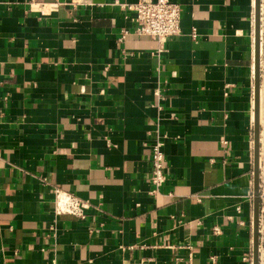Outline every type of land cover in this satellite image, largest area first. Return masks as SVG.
Wrapping results in <instances>:
<instances>
[{"label": "crops", "instance_id": "crops-1", "mask_svg": "<svg viewBox=\"0 0 264 264\" xmlns=\"http://www.w3.org/2000/svg\"><path fill=\"white\" fill-rule=\"evenodd\" d=\"M90 1L0 0V264H254L255 0H174L181 32L163 41ZM56 189L84 216L56 213ZM258 220L264 264L260 202Z\"/></svg>", "mask_w": 264, "mask_h": 264}, {"label": "built area", "instance_id": "built-area-1", "mask_svg": "<svg viewBox=\"0 0 264 264\" xmlns=\"http://www.w3.org/2000/svg\"><path fill=\"white\" fill-rule=\"evenodd\" d=\"M121 7L128 9L133 13L135 27L133 33L140 36H149L158 41H163L168 37L177 36L181 32V8L178 2L174 0H137L135 3L126 4L114 0ZM72 4H91L90 0H71ZM57 4H52L53 9ZM41 9L45 5L40 6ZM128 31L123 30L122 37ZM194 36V33H192ZM160 96L159 92H155ZM150 154V172L149 182L151 184V194H156L159 188L166 180L163 141L160 137H155L149 145ZM259 202L264 203V190L259 189ZM85 201L76 195L55 190L54 209L55 212L72 214L78 217L84 216ZM217 232V228H214Z\"/></svg>", "mask_w": 264, "mask_h": 264}, {"label": "water", "instance_id": "water-1", "mask_svg": "<svg viewBox=\"0 0 264 264\" xmlns=\"http://www.w3.org/2000/svg\"><path fill=\"white\" fill-rule=\"evenodd\" d=\"M255 0V70H254V121H253V176H254V264H258V218H259V149H260V125H259V20L260 5Z\"/></svg>", "mask_w": 264, "mask_h": 264}]
</instances>
